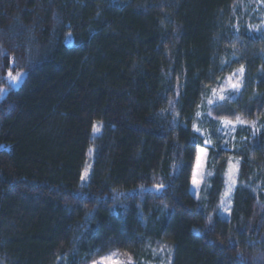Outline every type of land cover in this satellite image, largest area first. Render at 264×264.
<instances>
[{"label":"trees","instance_id":"16d2710c","mask_svg":"<svg viewBox=\"0 0 264 264\" xmlns=\"http://www.w3.org/2000/svg\"><path fill=\"white\" fill-rule=\"evenodd\" d=\"M256 2L0 0V264L148 261L161 245L170 264H264V128L209 149L204 200L191 194L208 90L243 67L211 120L264 114V39L247 31ZM10 72L25 73L18 88Z\"/></svg>","mask_w":264,"mask_h":264},{"label":"rangeland","instance_id":"374dc122","mask_svg":"<svg viewBox=\"0 0 264 264\" xmlns=\"http://www.w3.org/2000/svg\"><path fill=\"white\" fill-rule=\"evenodd\" d=\"M251 10V14L253 13L254 15V23H247V31L256 36H261L264 39V0H257V2L253 4ZM68 38L71 39L70 35H68ZM240 68L225 75L218 81L216 86L208 90L206 96L203 97L198 106L192 124L193 131L203 138L202 147L197 149L191 180V194L201 201L204 200V190L212 172L208 166L209 149L221 148L227 151H234L239 143L245 141V139L242 138L243 135H237L239 130H245V133L247 132L249 135L254 136L264 128V114L256 122L247 121L242 118L241 119L245 121L244 123H238L236 120L227 119H220L217 121L211 120L213 119L211 116L212 108L226 100L233 99L241 90L244 72L241 75L238 72V69ZM233 73H236L237 75L236 77H233L231 83H235L237 77H239L241 81V86L238 90L233 89L229 82V77L232 76ZM24 75L25 73H22V76L15 82L10 81L8 77L9 84L13 88H18ZM221 96L225 97V99H221ZM97 133L98 125L95 126L94 130V134ZM92 152L93 150L90 148L88 151V159L91 157ZM239 165V158L234 156L228 158V164L223 176V191L218 206V215L225 220L229 219L234 192L238 187ZM89 173L90 162L87 160L86 167L82 173L83 179H81V183H85L88 180ZM233 180L235 183L232 182ZM114 253L116 254L115 256L112 255ZM108 256H112V259L102 260V258ZM171 256L172 253L170 246L161 245L151 251V260L148 261H136L119 251H110L90 264H96V262H100V264H170Z\"/></svg>","mask_w":264,"mask_h":264},{"label":"snow or ice","instance_id":"6c2138e0","mask_svg":"<svg viewBox=\"0 0 264 264\" xmlns=\"http://www.w3.org/2000/svg\"><path fill=\"white\" fill-rule=\"evenodd\" d=\"M238 72L242 75L243 72H244L243 67H241L240 69H238ZM236 75H237L236 73H233L232 76L229 77V82H230V83H231L233 77H236ZM21 76H22V73H19V72H17L15 75H12L11 72L9 73V79H10V81H13V82L17 81ZM231 86H232L233 89H237V90L240 88V86H241V81H240L239 77H237L235 83H231ZM220 98H221V99H225V97H223V96H221ZM210 103H211V101H210ZM236 121H237L238 123H244V122H245V121H243V120L241 119L240 116H237V117H236ZM81 179H83V177H81ZM232 182L235 183L234 180H233ZM112 255L115 256L116 254L114 253V254H112ZM111 259H112V256H108V257H104V258H102V260H111ZM96 264H100V262H96Z\"/></svg>","mask_w":264,"mask_h":264}]
</instances>
